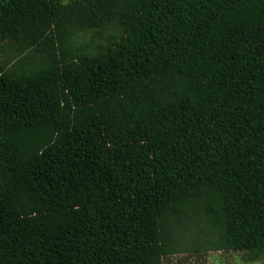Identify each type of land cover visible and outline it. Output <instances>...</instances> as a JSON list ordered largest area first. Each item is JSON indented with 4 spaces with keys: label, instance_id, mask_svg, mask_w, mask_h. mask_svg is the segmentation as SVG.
Returning <instances> with one entry per match:
<instances>
[{
    "label": "trees",
    "instance_id": "trees-1",
    "mask_svg": "<svg viewBox=\"0 0 264 264\" xmlns=\"http://www.w3.org/2000/svg\"><path fill=\"white\" fill-rule=\"evenodd\" d=\"M0 42V264L264 260V0H0Z\"/></svg>",
    "mask_w": 264,
    "mask_h": 264
},
{
    "label": "rangeland",
    "instance_id": "rangeland-1",
    "mask_svg": "<svg viewBox=\"0 0 264 264\" xmlns=\"http://www.w3.org/2000/svg\"><path fill=\"white\" fill-rule=\"evenodd\" d=\"M120 31L114 28H107L99 33L88 32L82 34L80 41L107 46L112 37H118ZM14 54V47L11 43L0 42V56L3 59L10 58ZM243 253L235 252H204L195 249H186L180 253L172 255L165 264H264V260L248 263L244 259Z\"/></svg>",
    "mask_w": 264,
    "mask_h": 264
}]
</instances>
